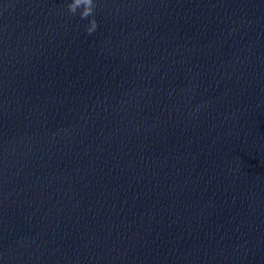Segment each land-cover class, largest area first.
Segmentation results:
<instances>
[{
  "label": "clouds",
  "instance_id": "clouds-1",
  "mask_svg": "<svg viewBox=\"0 0 264 264\" xmlns=\"http://www.w3.org/2000/svg\"><path fill=\"white\" fill-rule=\"evenodd\" d=\"M98 0H67L65 4L66 11L71 16L79 15L80 20H87L84 25L86 34H93L98 28V22L95 18Z\"/></svg>",
  "mask_w": 264,
  "mask_h": 264
}]
</instances>
